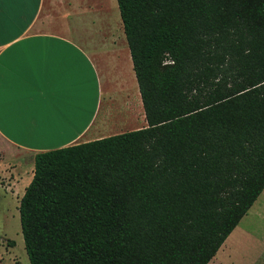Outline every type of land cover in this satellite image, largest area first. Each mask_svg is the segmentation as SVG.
Segmentation results:
<instances>
[{"label": "trees", "instance_id": "1", "mask_svg": "<svg viewBox=\"0 0 264 264\" xmlns=\"http://www.w3.org/2000/svg\"><path fill=\"white\" fill-rule=\"evenodd\" d=\"M146 127L38 153L28 264H207L264 187V0H115Z\"/></svg>", "mask_w": 264, "mask_h": 264}, {"label": "crops", "instance_id": "2", "mask_svg": "<svg viewBox=\"0 0 264 264\" xmlns=\"http://www.w3.org/2000/svg\"><path fill=\"white\" fill-rule=\"evenodd\" d=\"M144 127L116 2L0 0L1 152L33 168L38 153ZM234 232L264 247V187L219 249Z\"/></svg>", "mask_w": 264, "mask_h": 264}, {"label": "rangeland", "instance_id": "3", "mask_svg": "<svg viewBox=\"0 0 264 264\" xmlns=\"http://www.w3.org/2000/svg\"><path fill=\"white\" fill-rule=\"evenodd\" d=\"M91 1L101 4L115 3V0H87L88 3ZM89 18L91 19V16L85 18L86 31L92 37L98 36L97 30L101 29L99 24L101 22L94 28L96 23L93 22L91 27ZM19 158L20 155L16 153L10 152L7 155L0 150V264H28L23 249L17 208L24 188L31 179L33 168L29 161L23 160L18 164ZM237 233L234 232L224 247L217 251L210 264H264V247L252 246L244 235L238 236ZM227 247L230 249H225Z\"/></svg>", "mask_w": 264, "mask_h": 264}]
</instances>
